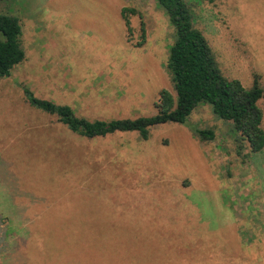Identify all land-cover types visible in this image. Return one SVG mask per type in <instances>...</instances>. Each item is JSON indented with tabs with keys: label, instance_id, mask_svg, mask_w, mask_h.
Returning a JSON list of instances; mask_svg holds the SVG:
<instances>
[{
	"label": "rangeland",
	"instance_id": "rangeland-1",
	"mask_svg": "<svg viewBox=\"0 0 264 264\" xmlns=\"http://www.w3.org/2000/svg\"><path fill=\"white\" fill-rule=\"evenodd\" d=\"M196 12L224 73L264 86V0ZM0 13L19 17L26 52L0 77V264H264V149L209 105L148 139L87 138L25 97L91 120L155 114L160 92L175 93L176 40L157 0H0Z\"/></svg>",
	"mask_w": 264,
	"mask_h": 264
},
{
	"label": "trees",
	"instance_id": "trees-1",
	"mask_svg": "<svg viewBox=\"0 0 264 264\" xmlns=\"http://www.w3.org/2000/svg\"><path fill=\"white\" fill-rule=\"evenodd\" d=\"M203 0H157L175 28L176 40L171 46L167 68L175 82V93L160 92L157 112L150 116L91 120L79 116L70 105L56 104L37 97L24 87L25 97L32 106L58 117L74 133L87 138L104 137L116 132H138L148 139L154 126L167 123H186L201 105H209L220 119L232 124L234 132L248 143L252 152L264 149V113L259 105L264 98V86L256 75L250 87L238 78L227 76L221 68L215 51L203 31L197 26V2ZM126 7L123 17L127 18ZM128 21V20H127ZM129 24V21H128ZM129 35L131 27L128 26ZM143 42L147 31L143 21ZM22 25L18 16L0 13V77H8L13 68L26 57L21 43ZM202 140H214L213 129L194 130ZM242 146L239 148V153ZM45 248V244H41ZM54 251L53 262L65 261V247Z\"/></svg>",
	"mask_w": 264,
	"mask_h": 264
}]
</instances>
